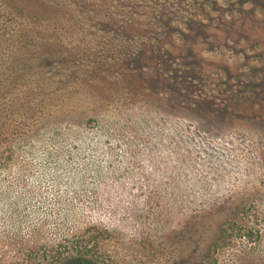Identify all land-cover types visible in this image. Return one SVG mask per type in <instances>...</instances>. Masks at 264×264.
Here are the masks:
<instances>
[{
  "label": "rangeland",
  "instance_id": "374dc122",
  "mask_svg": "<svg viewBox=\"0 0 264 264\" xmlns=\"http://www.w3.org/2000/svg\"><path fill=\"white\" fill-rule=\"evenodd\" d=\"M0 264H264V0H0Z\"/></svg>",
  "mask_w": 264,
  "mask_h": 264
}]
</instances>
